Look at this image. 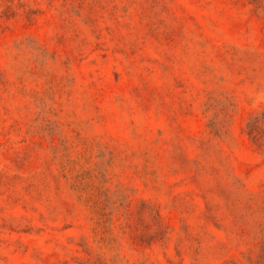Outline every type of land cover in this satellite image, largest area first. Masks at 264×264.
<instances>
[{"label":"rangeland","instance_id":"rangeland-1","mask_svg":"<svg viewBox=\"0 0 264 264\" xmlns=\"http://www.w3.org/2000/svg\"><path fill=\"white\" fill-rule=\"evenodd\" d=\"M0 264H264V0H0Z\"/></svg>","mask_w":264,"mask_h":264}]
</instances>
